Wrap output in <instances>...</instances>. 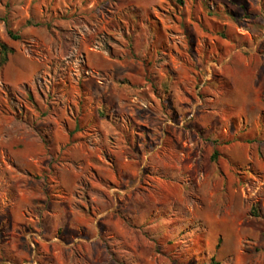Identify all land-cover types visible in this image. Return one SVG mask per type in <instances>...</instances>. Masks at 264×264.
Segmentation results:
<instances>
[{"label":"rangeland","instance_id":"374dc122","mask_svg":"<svg viewBox=\"0 0 264 264\" xmlns=\"http://www.w3.org/2000/svg\"><path fill=\"white\" fill-rule=\"evenodd\" d=\"M1 42L0 264H264V0H0Z\"/></svg>","mask_w":264,"mask_h":264},{"label":"trees","instance_id":"16d2710c","mask_svg":"<svg viewBox=\"0 0 264 264\" xmlns=\"http://www.w3.org/2000/svg\"><path fill=\"white\" fill-rule=\"evenodd\" d=\"M10 34H11V36H12L14 39H20V36L17 35V34H14L12 31H10ZM0 46H1V55H0V60H1V62H0V64H1V65H4V64H6V63L8 62V60H9V54L15 52V49L12 48V47H10V46H8V45H7L6 43H4V42H1V43H0Z\"/></svg>","mask_w":264,"mask_h":264}]
</instances>
